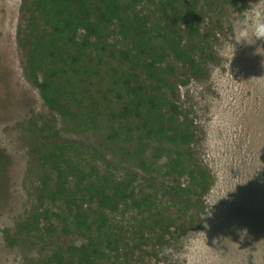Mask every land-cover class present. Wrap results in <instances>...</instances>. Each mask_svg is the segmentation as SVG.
<instances>
[{
	"label": "trees",
	"instance_id": "16d2710c",
	"mask_svg": "<svg viewBox=\"0 0 264 264\" xmlns=\"http://www.w3.org/2000/svg\"><path fill=\"white\" fill-rule=\"evenodd\" d=\"M244 5L22 0L23 74L48 111L18 125L30 138L26 207L1 231L8 247L34 250L24 264H140L143 247L202 226L210 176L179 90L214 59L201 14ZM56 118L115 146L119 164L63 135Z\"/></svg>",
	"mask_w": 264,
	"mask_h": 264
},
{
	"label": "rangeland",
	"instance_id": "374dc122",
	"mask_svg": "<svg viewBox=\"0 0 264 264\" xmlns=\"http://www.w3.org/2000/svg\"><path fill=\"white\" fill-rule=\"evenodd\" d=\"M244 1L240 9L201 14V31L213 41L214 59L205 78L179 90L182 111L201 131L195 155L210 176L202 226L161 246L143 247L140 264H264V42L234 44V21L257 8L264 11V0ZM21 2L0 0V264H24L35 254L27 242L8 247L1 231L11 229L26 207L30 138L18 125L33 114H48L23 74L17 44ZM56 120L63 135L78 137L119 164L115 146L74 134L65 121Z\"/></svg>",
	"mask_w": 264,
	"mask_h": 264
},
{
	"label": "clouds",
	"instance_id": "9594fccd",
	"mask_svg": "<svg viewBox=\"0 0 264 264\" xmlns=\"http://www.w3.org/2000/svg\"><path fill=\"white\" fill-rule=\"evenodd\" d=\"M234 32L237 38L234 44L250 45L257 41L264 42V11L257 8L250 16L235 20Z\"/></svg>",
	"mask_w": 264,
	"mask_h": 264
}]
</instances>
